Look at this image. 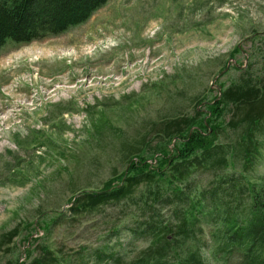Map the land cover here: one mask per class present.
<instances>
[{
	"label": "rangeland",
	"instance_id": "rangeland-1",
	"mask_svg": "<svg viewBox=\"0 0 264 264\" xmlns=\"http://www.w3.org/2000/svg\"><path fill=\"white\" fill-rule=\"evenodd\" d=\"M248 78L264 79V0H108L60 35L7 43L0 51V264H30L41 246L67 264L141 259L153 238L144 225L155 218L175 227V211L185 206L168 184L158 201L143 184L129 199L76 214L70 199L119 179L131 157L153 160L171 149L164 126L206 113L221 88ZM232 118L230 106L217 119L222 143L237 138ZM257 140L250 169L231 152L226 174L264 183V128ZM192 180L210 182L205 174ZM198 217L189 238L169 234L179 240L164 264H181L176 246L184 257L200 248L206 264H220L214 227ZM97 251H106L104 262Z\"/></svg>",
	"mask_w": 264,
	"mask_h": 264
},
{
	"label": "trees",
	"instance_id": "trees-1",
	"mask_svg": "<svg viewBox=\"0 0 264 264\" xmlns=\"http://www.w3.org/2000/svg\"><path fill=\"white\" fill-rule=\"evenodd\" d=\"M107 1L0 0V51L8 42L26 44L60 35L88 20ZM220 93L219 99L207 103L206 113L199 109L196 115L176 118L164 126V137L175 143L150 159L155 164L145 158L131 157L119 179L107 181L99 190H80L74 194L69 202L70 212L76 214L83 209L94 210L129 199L143 184L147 185L148 195L158 201L164 197L162 183H166L176 203L185 205L175 211L178 225H160L155 218L145 224L144 232L151 233L153 238L145 255L134 264H164L165 251L179 240L176 236L170 238L169 234L189 238L197 228L199 214L214 227L213 255L220 264H264V183L255 185L244 175L224 172L231 152L243 159L246 171L257 159L260 149L257 133L264 128V79H243L228 89L221 88ZM230 106L233 118L228 124L237 138L222 143L219 131L222 124L217 119ZM196 174L198 178L202 174L209 177L207 186H195L192 177ZM152 211L154 214L155 209ZM18 232L14 229L6 236L12 240ZM175 248L181 264H206L200 248L185 257ZM29 249L26 259L32 252ZM40 249V256L30 264H67L47 246ZM96 253L100 262H104L106 251ZM114 264H120L119 257L114 259Z\"/></svg>",
	"mask_w": 264,
	"mask_h": 264
},
{
	"label": "water",
	"instance_id": "water-1",
	"mask_svg": "<svg viewBox=\"0 0 264 264\" xmlns=\"http://www.w3.org/2000/svg\"><path fill=\"white\" fill-rule=\"evenodd\" d=\"M227 68H229V66L227 67ZM222 72H224V71H222ZM219 77V75L216 77V78H218ZM216 78H215V80H216ZM33 238V237H32Z\"/></svg>",
	"mask_w": 264,
	"mask_h": 264
}]
</instances>
